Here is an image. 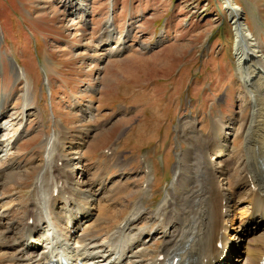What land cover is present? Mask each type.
<instances>
[{
  "label": "rangeland",
  "instance_id": "1",
  "mask_svg": "<svg viewBox=\"0 0 264 264\" xmlns=\"http://www.w3.org/2000/svg\"><path fill=\"white\" fill-rule=\"evenodd\" d=\"M234 3L264 50V0ZM75 4L84 7L78 9L85 10L82 16L78 10L70 14ZM108 16L111 37L122 40L120 53L96 48L106 39ZM237 42L224 0H0V104L7 108L0 121V168L12 156L18 163L0 179V212L14 208L13 216L21 219V210L39 201L35 178L39 184V175H49L42 166L53 155L54 176L83 174L82 184L75 180L78 189L94 181L98 189V181L107 180L110 190L93 202V217L100 206L123 217L145 184V212L154 214L166 194L179 193L178 173L189 174L192 155H200L206 143L192 139L187 122L195 120L196 129L211 137L213 121L249 116ZM242 142L236 136L229 147L237 152ZM78 157L80 162H72ZM237 157L224 162L228 184L221 185L238 198L231 209L238 212L225 224L233 234L245 220L240 214L246 205L245 192L235 185L241 176ZM180 182L190 190L189 181ZM146 230L155 236L141 244L149 252L143 260L150 261L164 239L156 228ZM237 250L229 264H243Z\"/></svg>",
  "mask_w": 264,
  "mask_h": 264
},
{
  "label": "bare ground",
  "instance_id": "2",
  "mask_svg": "<svg viewBox=\"0 0 264 264\" xmlns=\"http://www.w3.org/2000/svg\"><path fill=\"white\" fill-rule=\"evenodd\" d=\"M224 4L237 29L240 92L246 94L249 100L248 118L241 117L227 124L221 119L213 121L211 137L196 129L195 120L187 122L192 127V139H201L206 143L200 148V155H192L189 174L178 173L176 181L180 183V191L173 195L174 201L166 194L154 214L145 212L143 198L148 191L145 184L137 189L138 196L125 209L123 217H120V210L115 212L108 206L98 207V214L93 217V202L99 194L103 196L105 189L110 190L107 180L98 181V189H94L95 181L88 183L84 189H78L75 185L82 184L83 174L74 170L78 172L76 176L65 171L59 177L54 176L52 172L58 163L53 155H47L42 169L49 175H39V184L35 178V188L41 195L39 201L32 199L25 209L24 205H16L17 209H23L20 213L25 214L21 219L13 216L14 208L4 209L5 215L0 212V259H4L3 262L62 264L63 259L67 264H168L176 259L173 264H229L239 248L244 255L243 264L263 262L264 50L257 39L255 41L256 37L249 27L241 23L243 9L234 0H224ZM79 8L84 9L75 4L70 14L75 15ZM84 11L78 10L80 16ZM112 24L113 18L108 16L103 32L106 39L99 42L96 48L120 53L122 49L117 47L122 46V40L111 37ZM259 31L260 28L256 29V34ZM109 37L113 39L109 41ZM15 77L19 79V74ZM6 112V105L1 103L0 121ZM29 117L30 114H26L24 119ZM23 132V129L20 130L14 137L13 146L24 135ZM236 136L243 141L237 152L229 147L230 140ZM54 143L53 137L47 152ZM230 155H240L236 171L241 176L238 182L235 180V185L238 186V193L245 192L243 199L246 203L240 214L245 220L236 224L234 234L228 232L225 224L238 212L237 209L231 210L237 205L238 198L225 192L227 187L221 188L222 184H228L224 162ZM16 159L14 156L8 158L6 168H0V179L18 168ZM74 161L80 162L79 157L72 159ZM183 179L189 181V191L181 188L185 187L180 182ZM8 214L11 216L7 218ZM147 221L150 223L145 224ZM139 223L144 227H137ZM148 227L159 230L164 239L150 261L143 260L149 252L146 246L141 245L155 237L146 230ZM97 231L100 232L95 234Z\"/></svg>",
  "mask_w": 264,
  "mask_h": 264
}]
</instances>
